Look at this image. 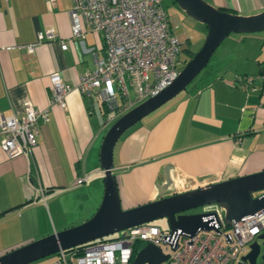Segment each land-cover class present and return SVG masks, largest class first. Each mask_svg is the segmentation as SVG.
I'll use <instances>...</instances> for the list:
<instances>
[{
  "label": "crops",
  "instance_id": "obj_1",
  "mask_svg": "<svg viewBox=\"0 0 264 264\" xmlns=\"http://www.w3.org/2000/svg\"><path fill=\"white\" fill-rule=\"evenodd\" d=\"M206 1L243 14L264 8V0ZM69 7L70 0H0V113H22L26 97L48 107L29 149L8 156L0 147V253L82 221L101 199L104 103L76 88L65 106L50 102V71L75 83L104 54L99 31L71 34ZM47 26L56 37L28 50ZM213 50L183 89L116 138L111 171L122 207L264 168V30L228 32ZM78 176L85 178L74 182ZM54 255L25 264H54Z\"/></svg>",
  "mask_w": 264,
  "mask_h": 264
},
{
  "label": "built area",
  "instance_id": "obj_2",
  "mask_svg": "<svg viewBox=\"0 0 264 264\" xmlns=\"http://www.w3.org/2000/svg\"><path fill=\"white\" fill-rule=\"evenodd\" d=\"M68 13L71 34L82 36L84 26L99 31L104 54L75 83L65 81L57 70L50 71V102L65 106L66 95L76 88L100 99L109 120L133 101L157 92L177 74L182 39L172 30L160 0H70ZM55 37L53 27L47 26L37 30L36 41L25 46L33 51L37 41ZM60 46H66L65 39H60ZM241 79L240 84L246 87L252 75H242ZM128 83L132 85L133 97L129 95ZM39 117L48 118V107L34 105L29 97L23 100L22 113H0V147L6 155L19 154L35 143ZM83 178L75 177L74 182ZM258 192H264V187ZM205 209L212 210L202 216L212 224L210 228L197 227L194 233L186 234L179 228L171 230L143 221L113 236L80 243L79 250L59 248L53 263L128 264L136 242L151 241L167 253L162 264H231L264 230V207L231 223H226L219 205L210 203Z\"/></svg>",
  "mask_w": 264,
  "mask_h": 264
},
{
  "label": "water",
  "instance_id": "obj_3",
  "mask_svg": "<svg viewBox=\"0 0 264 264\" xmlns=\"http://www.w3.org/2000/svg\"><path fill=\"white\" fill-rule=\"evenodd\" d=\"M185 13L205 23L200 45L184 59L175 77L157 92L150 94L117 114L105 129L99 146L103 169V191L95 210L82 221L22 242L0 253V264H25L38 257L69 248L85 241L123 231L124 228L155 217H166L169 228L192 234L197 227L210 228L203 215L209 210H189L197 205L215 203L222 208L226 223L264 207V168L211 181L180 191L159 195L128 207L120 204L116 175L111 171L112 147L119 134L142 115L183 89L206 63L219 41L230 31H251L264 28V8L254 13H236L206 0H174ZM165 183H171L165 171ZM253 192H257L253 194ZM264 230L252 239L236 264H264ZM167 257L159 245L146 241L135 249L128 264H159Z\"/></svg>",
  "mask_w": 264,
  "mask_h": 264
},
{
  "label": "rangeland",
  "instance_id": "obj_4",
  "mask_svg": "<svg viewBox=\"0 0 264 264\" xmlns=\"http://www.w3.org/2000/svg\"><path fill=\"white\" fill-rule=\"evenodd\" d=\"M160 2H161V5L163 6L164 10L166 11V14H167L168 19L170 21L172 30L181 39L185 38L186 36L189 37L190 44L188 45V47H190L191 51H194L200 45V43L203 40L205 30H206L205 23L203 21L197 20L194 17L185 13L184 10L180 6H178L177 3L173 0H160ZM257 30L258 31L264 30V28L256 29V31ZM251 31H253V30H251ZM230 32H232V33H247V31H230ZM189 56H190V54L188 53V51L180 50L179 51V57H180L181 61L179 62V66H181L184 63V59H187ZM124 76H125V79L128 81V76L126 73H124ZM127 86H128L129 95H130V97H132L134 95V92H133V88H132L131 83H128ZM112 119L113 118H111V120L109 119L106 121V125L104 127V130L109 125V123L112 121ZM207 205L208 204L197 205V206L191 207L189 209H191V210H202V208L205 209L207 207ZM149 221L159 225L162 228L169 227V223H168L166 217H164V216L155 217L153 219H150ZM159 264H162V263H159ZM231 264H236V261L232 262Z\"/></svg>",
  "mask_w": 264,
  "mask_h": 264
},
{
  "label": "flooded vegetation",
  "instance_id": "obj_5",
  "mask_svg": "<svg viewBox=\"0 0 264 264\" xmlns=\"http://www.w3.org/2000/svg\"><path fill=\"white\" fill-rule=\"evenodd\" d=\"M189 44H190L189 37L186 36L185 38L182 39L180 50H184V51L186 50L190 54L191 49H190V47H188ZM189 210H191V209H189Z\"/></svg>",
  "mask_w": 264,
  "mask_h": 264
},
{
  "label": "trees",
  "instance_id": "obj_6",
  "mask_svg": "<svg viewBox=\"0 0 264 264\" xmlns=\"http://www.w3.org/2000/svg\"><path fill=\"white\" fill-rule=\"evenodd\" d=\"M192 52H193V51H190V55H191ZM113 235H114V233H110V234L105 235L104 237H110V236H113ZM136 243H137V242H136ZM138 243H139V244H137V245L139 246L140 244L143 243V241H138ZM137 245H135V247H134V249H133V251H132L131 257L133 256L134 251H135V249L137 248ZM80 246H81V244H78V245H74V246L69 247V248H76L77 250H79Z\"/></svg>",
  "mask_w": 264,
  "mask_h": 264
}]
</instances>
